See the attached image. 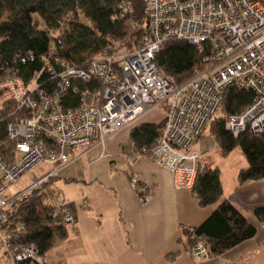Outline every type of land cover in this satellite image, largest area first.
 <instances>
[{
  "label": "built area",
  "instance_id": "2783aa9c",
  "mask_svg": "<svg viewBox=\"0 0 264 264\" xmlns=\"http://www.w3.org/2000/svg\"><path fill=\"white\" fill-rule=\"evenodd\" d=\"M140 1L142 24L131 18V0H121L119 14L112 17L138 34L126 51L105 48L83 64L57 59L46 65L44 78L34 72L24 80L16 68L0 67V123L9 118L0 142V242L12 264H43L36 244H24L26 226L14 214L30 191L73 161L76 149L103 146L111 135L161 110L153 145L138 152L171 172L178 187L191 189L202 154L200 138L228 86L253 96L226 117L225 130L233 137L264 134V0ZM169 39L207 52L206 67L179 85L166 79L154 61ZM41 161L55 167L17 194L2 196ZM131 183L139 200L148 202V185L137 176ZM46 203L55 224L72 222V211L58 191L48 194ZM190 251L196 260L208 257L201 242Z\"/></svg>",
  "mask_w": 264,
  "mask_h": 264
},
{
  "label": "trees",
  "instance_id": "16d2710c",
  "mask_svg": "<svg viewBox=\"0 0 264 264\" xmlns=\"http://www.w3.org/2000/svg\"><path fill=\"white\" fill-rule=\"evenodd\" d=\"M120 1L0 0V67L16 68L24 80L34 72L44 78L46 65L57 59L83 64L105 48L130 49L137 43L138 34L133 32L132 36L136 38L129 39L124 21L112 18L119 14ZM131 7V18L142 24L145 16L141 1L131 0ZM33 14L44 23V29L38 28ZM82 15L87 24L81 22ZM51 41L53 53L49 51ZM206 54L205 49L200 51L185 40L169 39L162 44L154 61L166 79L179 85L206 67ZM252 96L249 91L226 87L217 114L206 126L216 141L215 152L219 156H226L235 148L243 154L246 166L238 171V184L264 178V134L254 136L244 132L233 137L224 128L226 117L241 111ZM8 119L0 123V142L5 140L4 124ZM160 125L161 122H146L132 128L129 138L134 149L152 146ZM46 182L30 191L14 214V220L26 226L24 244L35 243L40 255L52 247L56 236L64 237L65 234V226L55 224L49 214L48 195L42 190ZM190 191L198 205L216 206L198 226H178L177 241L186 244L187 249L201 242L207 248L208 257H216L255 235L254 226L228 199L222 198L220 171L211 159L205 162L200 159ZM254 215L262 221L264 206L255 208ZM175 256L176 253L167 257L172 260Z\"/></svg>",
  "mask_w": 264,
  "mask_h": 264
},
{
  "label": "crops",
  "instance_id": "0c3cea01",
  "mask_svg": "<svg viewBox=\"0 0 264 264\" xmlns=\"http://www.w3.org/2000/svg\"><path fill=\"white\" fill-rule=\"evenodd\" d=\"M146 116L142 123L159 122ZM129 132L124 129L111 135L103 146L76 149L73 161L59 170L73 181L89 185L76 196L63 197L72 211V222L51 247L63 248L62 261L56 257L44 260L48 249L41 255L43 264H264V226L254 215L255 208L264 206V178L238 184V171L246 164L228 184L220 173L222 198L244 215L256 233L219 256L196 260L186 244L177 241L178 226H198L216 204L198 205L190 189L176 185L171 172L134 149ZM209 142L216 146L214 138L200 139L202 148L207 149L203 144ZM211 155L205 152L200 159L214 163ZM133 176L148 185V202L139 200L131 183ZM96 181L106 188L100 200L94 198ZM174 253L169 260L167 256Z\"/></svg>",
  "mask_w": 264,
  "mask_h": 264
},
{
  "label": "rangeland",
  "instance_id": "374dc122",
  "mask_svg": "<svg viewBox=\"0 0 264 264\" xmlns=\"http://www.w3.org/2000/svg\"><path fill=\"white\" fill-rule=\"evenodd\" d=\"M26 1L28 2L31 0H26ZM32 19L34 22L37 23V26L39 29L45 28L44 23L38 18V16L36 14L32 15ZM81 22L83 24H87V21L83 17V15L81 16ZM128 34H129L128 35L129 39L136 38V36L135 37L132 36L131 32H128ZM49 51H50V53H53V51H54L53 41L50 42ZM146 117L148 120L160 122L161 118L163 117V113L161 110L151 111L150 113L147 114ZM201 137H203L206 140L209 139V141H211V139L213 138L212 136H210V134L206 130V128H205ZM210 143L211 142H209V145H207V146L205 144H203L204 147H207V149L202 148V154H201L200 158L203 159L205 152L206 153L210 152L212 154L211 156L213 157V160H214V165H217L220 169L222 180L224 181L225 184H228L232 181V177H234V175L236 174L237 169L242 167V165L246 164L245 163L246 160L238 148H235L231 153H229L226 156H219L217 154V152L214 153L215 152L214 151V145L211 146ZM82 164H83V166H85L84 162ZM57 166H59V165H57ZM54 167H55V165L47 163V162L41 161L39 163H36L31 168L30 171L22 174L16 180V182L11 184L3 192L2 196L5 198L11 197V196L17 194L18 192L26 189L28 186H30L32 184L35 177H37V178L42 177L43 175L47 174L50 170H52ZM99 181H96V183L94 184V190H95L94 198H97L98 200H100V197H101L100 195L102 194L103 189H106L101 184H100L101 187L99 186V183H98ZM88 185H89L88 183L75 182L71 179L70 176H67L65 174L62 175V172L60 173L59 171H57L55 173V175L53 177H51L50 179H48L47 182L43 185L42 190L47 192V195L54 192V191H58L62 195V197L65 196L67 198L68 195L69 196H73V195L76 196L80 190L84 189V191H85L88 188ZM62 253H63V248H61V247L50 248L46 252L44 260L46 258L51 259L52 257H56L57 259H60V261H62V259H61V256L63 255ZM60 261H58V262H60ZM0 264H12L11 261L9 260V258L5 257L4 248L1 244V242H0Z\"/></svg>",
  "mask_w": 264,
  "mask_h": 264
}]
</instances>
